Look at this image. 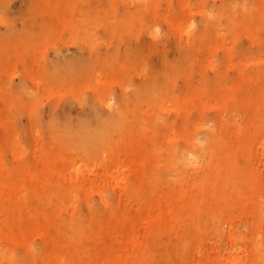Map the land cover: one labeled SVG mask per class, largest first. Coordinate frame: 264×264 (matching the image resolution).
Masks as SVG:
<instances>
[{"label":"rangeland","instance_id":"374dc122","mask_svg":"<svg viewBox=\"0 0 264 264\" xmlns=\"http://www.w3.org/2000/svg\"><path fill=\"white\" fill-rule=\"evenodd\" d=\"M256 93L264 0H0V176L25 195L10 224L22 199L32 216L13 240L0 203V264H264V137L237 139ZM208 129L239 175L181 193L203 171L174 163Z\"/></svg>","mask_w":264,"mask_h":264},{"label":"bare ground","instance_id":"6f19581e","mask_svg":"<svg viewBox=\"0 0 264 264\" xmlns=\"http://www.w3.org/2000/svg\"><path fill=\"white\" fill-rule=\"evenodd\" d=\"M227 6L232 7L233 4L231 2H228ZM206 15L207 17L211 16V14L209 13H207ZM257 83H258L257 81L256 83L248 82L246 85L247 87L251 88L257 85ZM256 95L257 97L247 102V105L244 106V108L249 118L256 115L255 123L257 124V126L254 128V130H251V128L248 125H244V126L239 125L237 127V132H238L237 139H238V142L239 143L241 142L242 144L246 143L244 141L246 136H247V139L251 137V136H248V134L250 133L253 135H258V137L260 136L264 137V124H263L264 123V96L262 94L259 95L257 93ZM260 105H262V108H259ZM259 118L261 121L263 120V122L261 123L262 125L261 124L258 125ZM99 136H100V133L91 134V133L85 132L83 135H78L72 138V141L75 142L78 145V147L80 146L84 149H91L93 146H95V144H97ZM168 139L171 140L169 137ZM224 139L225 138L223 137V135L216 134L215 130L213 129H208L206 133V138L203 141H196V140L192 142L189 141V146L191 148L189 150V153L180 155L179 160L174 163V166L176 167L177 172L183 169L181 171V173H183V171H185L187 168H192L197 173L203 171V175H202L201 180L196 179L195 182L191 184L192 188L182 187L181 193L189 194V193L194 192L195 194L199 196H203L204 194H211L212 192L208 191L209 185L206 183L205 179H211V180L222 179L224 181L226 179H231V176L239 175L237 173L236 168H233V164H235V159L237 156L234 151L238 149V146L232 145L234 142L233 140L227 141L224 144ZM262 144H264V140ZM221 147H224V148L221 150L220 149ZM227 147L228 148L231 147V148L228 149ZM224 149L227 151V153H224L226 152ZM263 151H264V147H263ZM197 154L203 157L204 162L199 163ZM217 154L224 155L223 160H224V163L227 164V166L217 165L218 164L217 162L218 160L216 159ZM52 162H53V159H52ZM80 167L81 166H78L77 169H80ZM50 169H51V161H48L46 165L41 169V172L39 173V175L36 178H33V179H45L46 180L44 183V186H39L38 183L35 184L34 188H37V189L34 193H41L40 188L46 189L50 185L51 180L53 179V177L50 174ZM248 173H249V176H248ZM180 176L181 175L175 176L173 177V179L183 180L184 178ZM246 176H248L247 179H253L251 180V182H253L255 179H260L255 169L246 170ZM0 179H1V183L4 186L3 188L0 189V203L3 204L4 209H5V218L3 219L5 229L9 230V233L12 234L14 238L13 240L23 239L26 235V229L23 226V223L20 224L19 222H17V220L19 221V219H21L22 221V219L26 216L32 217L28 215V212H29L28 210L30 209V207L26 208V204L24 203L25 199H22V202H23L21 204L22 208L20 207L19 209H15V211H13L12 219L14 218L16 219L12 224H10L11 215L8 210L9 208H5V205L7 204V206L9 207L15 205L13 207L16 208V203H18V200L23 198L25 195L21 194V191L18 188L10 187L9 184H10L11 178L7 174L0 176ZM69 197H70V194H69ZM6 201L8 203H6ZM33 210H34V214L36 218L32 221V224H36V225L45 224L46 225V224L53 223V217L51 213H48L47 211H45L43 206L35 205L33 207ZM0 211H1V207H0ZM161 226H163V224H161ZM131 240L133 243H135L133 239ZM144 242H142L141 244H144ZM9 258L12 263L15 261V258L13 257V255H11ZM113 260H118V259L115 258ZM75 264H87V263L86 262H76Z\"/></svg>","mask_w":264,"mask_h":264}]
</instances>
